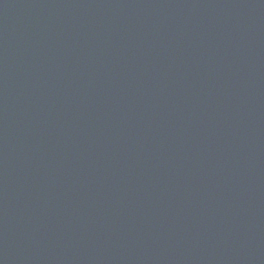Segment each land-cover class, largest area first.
I'll return each instance as SVG.
<instances>
[{
	"label": "water",
	"instance_id": "obj_1",
	"mask_svg": "<svg viewBox=\"0 0 264 264\" xmlns=\"http://www.w3.org/2000/svg\"><path fill=\"white\" fill-rule=\"evenodd\" d=\"M0 264H264V0H0Z\"/></svg>",
	"mask_w": 264,
	"mask_h": 264
}]
</instances>
